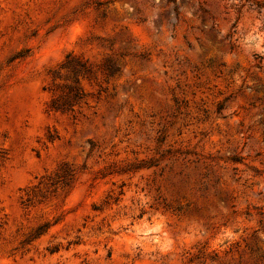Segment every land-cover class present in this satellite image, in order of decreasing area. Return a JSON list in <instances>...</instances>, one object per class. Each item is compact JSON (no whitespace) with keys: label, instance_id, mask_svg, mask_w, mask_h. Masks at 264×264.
Wrapping results in <instances>:
<instances>
[{"label":"rangeland","instance_id":"obj_1","mask_svg":"<svg viewBox=\"0 0 264 264\" xmlns=\"http://www.w3.org/2000/svg\"><path fill=\"white\" fill-rule=\"evenodd\" d=\"M0 264H264V0H0Z\"/></svg>","mask_w":264,"mask_h":264}]
</instances>
